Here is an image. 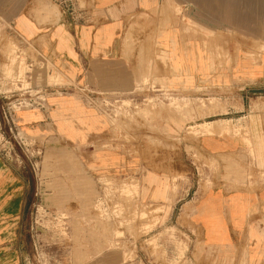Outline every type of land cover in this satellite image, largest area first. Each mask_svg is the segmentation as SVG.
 <instances>
[{
	"label": "rangeland",
	"instance_id": "rangeland-1",
	"mask_svg": "<svg viewBox=\"0 0 264 264\" xmlns=\"http://www.w3.org/2000/svg\"><path fill=\"white\" fill-rule=\"evenodd\" d=\"M57 2L67 14L75 13L76 0ZM248 4L247 23L238 21L236 29L193 33L186 21L187 42L194 34L204 41L205 70L177 67L154 41L172 80H147V89L140 90L142 85L136 95L121 96L51 72L50 61L0 20V155L31 186L20 222L22 264H194L200 241L181 216L183 198L215 184L209 171L214 160L199 149L198 122L230 118L246 123L234 132L249 134L252 116L261 115L255 152L264 178V78L246 82L222 73L235 70L237 64L226 66V60L240 56L252 57L264 71V0ZM40 96L44 109L31 105ZM60 97L103 117L102 132L72 144L22 126L21 111L48 115ZM160 185L165 191H158Z\"/></svg>",
	"mask_w": 264,
	"mask_h": 264
},
{
	"label": "crops",
	"instance_id": "crops-1",
	"mask_svg": "<svg viewBox=\"0 0 264 264\" xmlns=\"http://www.w3.org/2000/svg\"><path fill=\"white\" fill-rule=\"evenodd\" d=\"M57 1L0 0V20L50 61L51 72L59 71L72 81L87 80L113 96L136 95L147 80H172L156 57L154 41L177 67L205 70L200 54L204 41L194 34L187 42L186 21L192 23L193 33H212L236 29L234 24L247 23L250 14L249 0H76L73 15ZM229 48L233 52L235 46ZM233 60H226V66L237 64L235 70L222 72L229 79L264 78L252 57ZM218 73L211 78L216 80ZM55 104L48 115L21 111L22 126L38 135H59L72 144L102 132L103 117L92 109L69 97L56 98ZM252 117L251 143L246 129L234 132L245 122L240 126L230 118H213L196 126L200 151L214 160V170L208 168L215 184L198 196L183 198L181 216L200 241L192 254L194 264H264V178L257 172L260 157L255 152L261 141V115ZM158 191H165L162 185ZM30 193L24 173L0 155V264H22L20 222Z\"/></svg>",
	"mask_w": 264,
	"mask_h": 264
},
{
	"label": "built area",
	"instance_id": "built-area-1",
	"mask_svg": "<svg viewBox=\"0 0 264 264\" xmlns=\"http://www.w3.org/2000/svg\"><path fill=\"white\" fill-rule=\"evenodd\" d=\"M41 98L42 97L40 96L38 98V101H35L34 104H31V105L34 106V108L44 109L47 106V103H43V99ZM21 108H24L23 103L20 104V107L18 109H21Z\"/></svg>",
	"mask_w": 264,
	"mask_h": 264
}]
</instances>
